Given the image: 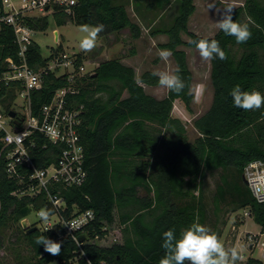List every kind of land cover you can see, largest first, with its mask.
Here are the masks:
<instances>
[{"label": "trees", "instance_id": "16d2710c", "mask_svg": "<svg viewBox=\"0 0 264 264\" xmlns=\"http://www.w3.org/2000/svg\"><path fill=\"white\" fill-rule=\"evenodd\" d=\"M175 1V14L167 22L163 16L172 0H76L68 12L54 7L51 16L58 27L67 23L102 24L99 37L127 30L132 40L140 37L142 28H147L151 35H167L166 47L180 67L185 88L178 94L167 90L163 98H155L145 92L142 83L158 85V78L146 71L137 80L134 68L120 58L99 60L91 73L76 75L72 84L67 74L57 75V71L43 74L41 86L28 93L30 112L38 116L57 90L72 85L75 91L66 100L69 108L80 111L77 132L87 178L79 187L60 188L66 205L62 211L56 212L45 194L37 198L19 197L16 192L22 184L8 177L0 132V251L6 249L7 232L11 228L15 243L30 253L19 256L16 259L19 264L53 261L73 264L76 258L77 264H158L164 254L162 233L170 228L179 232L198 222L220 238L222 214L246 208L255 222L264 226V203L255 201L242 179L247 163L264 161V107L235 108L229 95L235 84L243 90L264 93V0H241L234 7L233 19L249 24L252 35L246 43L238 44L234 37L219 30L208 37L219 42L226 59L210 62L213 99L203 115L192 119L197 131L192 142L188 140L185 123L172 116L175 100L189 108L192 98L190 72L184 52L177 47L195 48L188 41L205 37L187 30L188 18L194 12L193 0ZM129 5L133 6L137 22L128 14ZM21 21L34 32L45 31L49 26L48 15L24 16ZM181 33L190 39L184 41ZM14 40L12 27L2 23L0 103L7 113L13 110V102L23 89L18 81L3 80L8 69L6 59L18 62ZM130 53L134 54L135 50ZM56 54L54 50L49 56H42L38 44L32 41L26 52L27 63L37 72ZM95 55L96 52L92 57ZM83 59L82 54H76L75 72ZM39 140L46 146L34 152L33 161L37 168H43L57 160L61 147L41 137ZM212 176L214 189L207 193L206 180ZM140 190L145 194L140 195ZM42 208L52 209V215L57 213L62 220L91 210L94 219L84 227L89 240L79 242L65 236L63 226H57L56 232L23 229L21 220L31 210ZM115 213L122 227V242L110 246L92 242L107 235V224L115 221ZM243 222L240 217L239 225ZM40 234L59 241L60 254L52 255L42 245H36L35 239ZM244 264L263 263L248 258Z\"/></svg>", "mask_w": 264, "mask_h": 264}, {"label": "built area", "instance_id": "2783aa9c", "mask_svg": "<svg viewBox=\"0 0 264 264\" xmlns=\"http://www.w3.org/2000/svg\"><path fill=\"white\" fill-rule=\"evenodd\" d=\"M75 3L76 0H1L3 13L0 15V26L3 23L12 27L15 35L14 42L18 47V62L11 58L6 59L8 69L3 74V80L20 82L23 86L22 91L27 93L28 98L24 115L16 112L23 117L17 132L14 131L16 125L13 123V118L0 103V132L6 172L8 177L19 180L22 184L16 192L19 197L37 198L45 194L47 202L56 212L64 210L66 206L60 188L79 187L87 178L83 162V147L77 132L80 111L68 107L66 96L75 91L72 85L57 90L51 101L41 107L38 116L30 112L28 93L41 86L44 73L57 71L58 75L62 72L67 74V80L72 84L76 75L84 76L91 72L85 70L84 64H81L75 72L76 54L65 52L56 54L43 69L33 71L27 63L26 52L29 43L33 41L34 31L25 25L21 18L51 15L55 6L68 12ZM39 137L52 145L61 147L57 160L43 168H37L33 161L34 152L36 150L39 152L46 146L44 142L41 144ZM242 177L255 201L264 203V161L253 160L247 163ZM52 188H56L54 192ZM244 210H246L244 215H251L248 209ZM93 219V212L87 210L63 220L64 235L77 241L78 233H84V227ZM263 235L264 226L260 228L258 234H250L248 240L252 245H256ZM258 260L264 264V241L260 242Z\"/></svg>", "mask_w": 264, "mask_h": 264}, {"label": "rangeland", "instance_id": "374dc122", "mask_svg": "<svg viewBox=\"0 0 264 264\" xmlns=\"http://www.w3.org/2000/svg\"><path fill=\"white\" fill-rule=\"evenodd\" d=\"M194 12L188 18L187 30L193 34L202 37H212L217 32L216 22L221 18L223 8L227 6L237 7L241 4L240 0H193ZM209 4L213 7L209 8ZM176 10V1L172 0V4L167 7L164 12V22H167ZM127 11L130 18L137 22L134 16L133 6H127ZM49 17V26L45 31H38L32 34V40L38 44L41 54L47 57L50 52L57 51L67 54H82L84 57L85 70L91 72L96 65L95 62L99 59H94L92 54L98 51V57L103 58H120L125 59L127 64L135 70L137 80L146 72L167 71L175 69L176 61L170 48L166 47L168 37L165 34L151 35L147 28L141 29V34L138 39L132 40L128 31H120L119 33L110 34L108 36L96 38L95 47L91 51H83L80 46V40L87 33L83 31L86 26L73 25L67 23L63 26H56L51 15ZM90 27V26H89ZM54 31L58 32L59 40L56 42ZM184 41L190 38L186 33L180 34ZM61 46V49L59 48ZM178 49L182 50L185 55L186 65L190 72V93L192 95L189 108L180 100H175L173 103L172 116L179 118L185 123L187 137L189 141H193L197 137V131L192 126V119L203 115L210 107L213 99V87L210 78L211 65L210 62L203 60L196 48L179 45ZM132 49L135 53H130ZM161 50H170L172 55L163 60L159 56ZM59 51V52H58ZM146 93L155 98H163L167 90L159 85L143 84ZM13 110L24 115V102L15 98L12 106ZM233 175V172H232ZM234 177V176H233ZM237 176H235V179ZM215 178L212 176L207 182V193L214 189ZM244 182V181H243ZM140 195H144V191H139ZM184 202V201H182ZM247 209V208H246ZM246 210L240 209L235 212L222 214L224 224L221 226L220 241L226 249H235L239 254V259L236 264H244L248 258H260V242L264 241V235L260 237L258 244L252 245V248L247 247L250 234H258L260 225L255 222L252 216L244 215ZM243 215V217L241 216ZM240 217L244 222L239 225ZM30 226L35 225L39 230L44 231L45 228L54 224L47 230L57 231V226H63V220L58 214L50 216L47 223L38 219L35 210H31L25 217ZM108 233L101 239H94L92 242L110 246L115 243H120L123 240L122 227L118 223L117 213H115V221L112 224H107ZM10 228L7 232L6 249L0 251V264H19L16 259L18 257L30 256V253L24 246H19L15 243L14 232ZM46 230V231H47ZM49 264H60L58 261H53ZM73 264H77V258Z\"/></svg>", "mask_w": 264, "mask_h": 264}, {"label": "clouds", "instance_id": "9594fccd", "mask_svg": "<svg viewBox=\"0 0 264 264\" xmlns=\"http://www.w3.org/2000/svg\"><path fill=\"white\" fill-rule=\"evenodd\" d=\"M213 5L209 4V8ZM231 6L223 8L221 18L216 22L217 29L225 35L234 37L236 43H246L252 33L248 23L238 22L233 19ZM104 26L97 24L86 26L83 31L87 35L80 40V48L91 51L96 44V38L103 31ZM189 44L195 46L199 56L208 62L214 59H226V53L220 47L216 39L207 37L198 40H189ZM172 55L170 50H161L159 56L167 60ZM180 67L167 71H154L153 76L158 78V85L169 92L180 93L185 88V82L180 75ZM232 106L243 110H256L264 107V93L258 90H243L239 84L233 85L229 90ZM43 183V182H42ZM52 209L42 208L37 212L40 221L47 223L52 215ZM56 224V223H54ZM54 224L45 228H51ZM29 226V225H24ZM43 233V232H42ZM36 245H42L44 251L52 255H58L61 251V243L53 241L40 234L35 239ZM161 248L164 250L158 264H236L239 254L235 249H226L223 243L208 226L193 222L182 231L170 228L162 233Z\"/></svg>", "mask_w": 264, "mask_h": 264}, {"label": "water", "instance_id": "95a60500", "mask_svg": "<svg viewBox=\"0 0 264 264\" xmlns=\"http://www.w3.org/2000/svg\"><path fill=\"white\" fill-rule=\"evenodd\" d=\"M54 36H55V40H58L57 31H54ZM8 115L11 118H13V123L16 125L15 128H14V131L17 132L18 131V126H19L20 122L23 120V117L21 115L17 114L16 111H14V110L9 111ZM242 179H243V177H242ZM243 181H244V179H243ZM20 224H21L23 229L27 230V232H31V231H34V230L37 229L36 226H30V224L28 223V221L25 218L21 220ZM24 225H29V226H24ZM78 240H79V242H81L82 240H89V238H88L87 234L82 233L78 237ZM247 247L249 249H251L252 248V244L248 243Z\"/></svg>", "mask_w": 264, "mask_h": 264}, {"label": "crops", "instance_id": "0c3cea01", "mask_svg": "<svg viewBox=\"0 0 264 264\" xmlns=\"http://www.w3.org/2000/svg\"><path fill=\"white\" fill-rule=\"evenodd\" d=\"M241 1V0H240ZM124 31H127V30H124ZM58 33V32H57ZM55 40V39H54ZM58 40H59V35H58ZM58 40H55L56 42H58ZM96 52V55L93 57L94 59H96V58H98L99 60H101L98 56V51H95ZM50 54H52V51L50 52ZM49 54V55H50ZM48 55V56H49ZM103 59H107V58H103ZM102 59V60H103ZM108 59H110V58H108ZM98 60V61H99ZM98 61H96L95 63H97ZM121 61L124 63V64H126V65H129V64H127L126 62V60L125 59H121ZM84 62V59H83V61H82V64H84L83 63ZM130 66V65H129ZM63 73L62 72H60V73H58V75H62ZM16 99L18 100H21V102L23 103L24 102V106L26 107V105H28V98H27V93L25 92V91H20L18 94H17V97H16ZM25 110V109H24Z\"/></svg>", "mask_w": 264, "mask_h": 264}, {"label": "bare ground", "instance_id": "6f19581e", "mask_svg": "<svg viewBox=\"0 0 264 264\" xmlns=\"http://www.w3.org/2000/svg\"><path fill=\"white\" fill-rule=\"evenodd\" d=\"M30 108V107H29Z\"/></svg>", "mask_w": 264, "mask_h": 264}]
</instances>
